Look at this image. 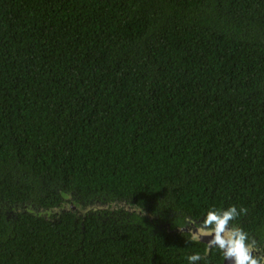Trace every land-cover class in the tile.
<instances>
[{
    "label": "trees",
    "instance_id": "trees-1",
    "mask_svg": "<svg viewBox=\"0 0 264 264\" xmlns=\"http://www.w3.org/2000/svg\"><path fill=\"white\" fill-rule=\"evenodd\" d=\"M233 205L264 255V0H0V264H222Z\"/></svg>",
    "mask_w": 264,
    "mask_h": 264
},
{
    "label": "clouds",
    "instance_id": "clouds-1",
    "mask_svg": "<svg viewBox=\"0 0 264 264\" xmlns=\"http://www.w3.org/2000/svg\"><path fill=\"white\" fill-rule=\"evenodd\" d=\"M246 212V208L238 210L233 205L224 210H209L199 224L188 219L187 223L194 225L188 229L191 241L198 242L204 237H209L205 255L212 248H218L230 264H264V255L254 254L258 251L257 242L254 239L249 242L248 233L240 227L231 226L233 220ZM179 227L181 231L184 230L183 226ZM187 259L189 264H198L203 257L196 253L189 255Z\"/></svg>",
    "mask_w": 264,
    "mask_h": 264
},
{
    "label": "water",
    "instance_id": "water-1",
    "mask_svg": "<svg viewBox=\"0 0 264 264\" xmlns=\"http://www.w3.org/2000/svg\"><path fill=\"white\" fill-rule=\"evenodd\" d=\"M124 204H125V203L123 202L121 205H124ZM90 207H91V206H90ZM92 207H94V208H97V207H105V205H102V206H101V205H100V206H96V205H94V206H92ZM127 208H129V207H127ZM166 227H167V228H170V225H166ZM183 227H184V230H183V231H187V232H189L188 229L194 227V225L186 223L185 225H183ZM175 229L181 231V229H180L179 226H176ZM208 239H210V238H209V237H204V238L201 239L200 241L205 242V243L208 245ZM222 264H230V262L226 261L225 258H224Z\"/></svg>",
    "mask_w": 264,
    "mask_h": 264
},
{
    "label": "flooded vegetation",
    "instance_id": "flooded-vegetation-1",
    "mask_svg": "<svg viewBox=\"0 0 264 264\" xmlns=\"http://www.w3.org/2000/svg\"><path fill=\"white\" fill-rule=\"evenodd\" d=\"M71 205H73V204H71ZM124 206V205H123ZM106 207V206H105ZM114 207H116V209H111L112 210V212H114V211H116V210H120V208H119V206L117 207V205H115ZM104 208V207H103ZM76 209V208H75ZM104 209H109L108 207H106V208H104ZM77 211H79L80 212V214H82V215H84L86 212H83V211H81V210H79L78 208H77ZM128 211H131L130 210V207L128 208ZM99 215H101V213H99Z\"/></svg>",
    "mask_w": 264,
    "mask_h": 264
}]
</instances>
